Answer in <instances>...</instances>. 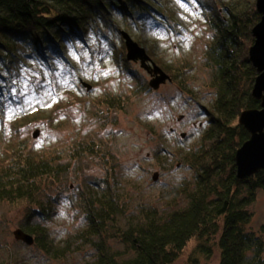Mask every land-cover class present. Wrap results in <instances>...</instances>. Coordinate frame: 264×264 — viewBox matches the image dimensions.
<instances>
[{
    "label": "trees",
    "instance_id": "obj_1",
    "mask_svg": "<svg viewBox=\"0 0 264 264\" xmlns=\"http://www.w3.org/2000/svg\"><path fill=\"white\" fill-rule=\"evenodd\" d=\"M196 1L211 31L202 59L209 71L206 86L213 96L202 106L207 119L195 144L174 154L191 169V177L169 186L168 210L148 205L135 213L129 198L118 192L109 177L93 179V186L80 189L75 197L83 226L61 243L43 223L54 213L57 198L44 201L40 194L44 182L67 169L62 161L66 150H34L19 141L0 155V202L25 203L20 229L33 237L32 245L65 258L74 244H88L93 251L81 264H171L192 243L186 264H198L196 253L208 256L213 246L218 250L217 264H264V227L250 226L251 205L257 191L264 190V169L238 178L234 159L249 137L239 116L260 107V100L251 94L257 71L248 57L260 13L256 0ZM110 10L124 20L148 24L161 23L157 15L172 21L174 14L162 0H0V65L11 70L26 56L50 61L69 41L82 40L98 21L117 27ZM113 44V53L131 70L124 43ZM186 67L184 62L165 65L163 70L184 87ZM100 102L114 108L122 104L112 95H104ZM94 145L79 142L68 156L91 152Z\"/></svg>",
    "mask_w": 264,
    "mask_h": 264
},
{
    "label": "rangeland",
    "instance_id": "obj_2",
    "mask_svg": "<svg viewBox=\"0 0 264 264\" xmlns=\"http://www.w3.org/2000/svg\"><path fill=\"white\" fill-rule=\"evenodd\" d=\"M162 1L173 11L172 21L162 15H157L161 23L124 20L110 10L117 27L98 21L82 40L69 41L50 61L26 56L11 70L0 65V155L19 141L34 150H66L62 161L67 169L44 182L40 194L44 201L57 198L54 213L43 223L58 242L83 226L75 197L80 189L93 186L95 178L109 177L135 213L148 205L168 210L169 186L191 177V169L174 154L192 147L206 123L202 106L213 95L206 86L209 71L202 53L211 31L196 0ZM120 30L163 69L187 63L185 86L167 80L148 87L154 75L139 60L130 61L129 70L130 65L112 51L113 43H124ZM104 95L120 98L121 107L100 102ZM79 142L95 145L91 152L68 156ZM25 207L23 202H0V264H81L90 259L93 250L88 244H74L65 258H57L16 239L14 231L20 228ZM251 207L250 226L259 230L264 227V190L257 191ZM192 249L188 244L171 264H186ZM196 255L198 264L218 262L215 246L208 256Z\"/></svg>",
    "mask_w": 264,
    "mask_h": 264
},
{
    "label": "water",
    "instance_id": "obj_3",
    "mask_svg": "<svg viewBox=\"0 0 264 264\" xmlns=\"http://www.w3.org/2000/svg\"><path fill=\"white\" fill-rule=\"evenodd\" d=\"M255 4L260 13V19L252 28L254 41L249 47L248 57L257 71L251 94L260 100V107L246 109L239 116V123L247 129L249 137L235 152L234 159L238 178L250 176L264 169V0H256ZM121 35L126 48V59L129 61L139 60L140 66L154 75L149 80L151 88H157L167 80L171 81L170 75L151 59L144 47L140 46L126 31H122ZM83 84L87 89L90 87L89 84ZM156 176L154 175L153 179H156ZM14 236L28 245L33 244V237L20 228L14 231Z\"/></svg>",
    "mask_w": 264,
    "mask_h": 264
},
{
    "label": "snow or ice",
    "instance_id": "obj_4",
    "mask_svg": "<svg viewBox=\"0 0 264 264\" xmlns=\"http://www.w3.org/2000/svg\"><path fill=\"white\" fill-rule=\"evenodd\" d=\"M37 146H39V145H37Z\"/></svg>",
    "mask_w": 264,
    "mask_h": 264
}]
</instances>
